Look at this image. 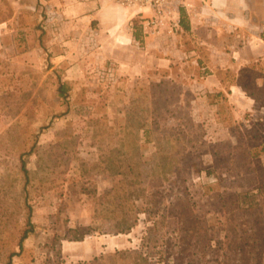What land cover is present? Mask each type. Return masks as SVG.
<instances>
[{
    "label": "rangeland",
    "instance_id": "obj_1",
    "mask_svg": "<svg viewBox=\"0 0 264 264\" xmlns=\"http://www.w3.org/2000/svg\"><path fill=\"white\" fill-rule=\"evenodd\" d=\"M41 5L0 0V264L264 259V152L251 159L264 144V59L238 77L217 71V91L190 61L134 79L115 60L93 64L77 39L55 55ZM214 152L261 187L208 174ZM252 194L261 200L247 212Z\"/></svg>",
    "mask_w": 264,
    "mask_h": 264
},
{
    "label": "crops",
    "instance_id": "obj_2",
    "mask_svg": "<svg viewBox=\"0 0 264 264\" xmlns=\"http://www.w3.org/2000/svg\"><path fill=\"white\" fill-rule=\"evenodd\" d=\"M37 3L50 16L47 27L55 55L58 47L77 39L93 64L115 60L120 72L126 70L134 79L156 66L190 61L198 63L209 91H217L223 89L217 71L228 69L238 77L242 68L264 59V0H212L191 19L182 13L177 33L161 36L146 34L139 10L116 0H9L19 8H35ZM5 25L0 23V34ZM230 95L234 102L245 101L239 84L230 86Z\"/></svg>",
    "mask_w": 264,
    "mask_h": 264
},
{
    "label": "built area",
    "instance_id": "obj_3",
    "mask_svg": "<svg viewBox=\"0 0 264 264\" xmlns=\"http://www.w3.org/2000/svg\"><path fill=\"white\" fill-rule=\"evenodd\" d=\"M120 5L135 7L141 15L146 34L161 36L182 29L183 15L192 18L207 10L212 0H116Z\"/></svg>",
    "mask_w": 264,
    "mask_h": 264
},
{
    "label": "trees",
    "instance_id": "obj_4",
    "mask_svg": "<svg viewBox=\"0 0 264 264\" xmlns=\"http://www.w3.org/2000/svg\"><path fill=\"white\" fill-rule=\"evenodd\" d=\"M59 90H60V94L61 95H64L66 93L65 86L63 84L59 86ZM255 147H258V144L255 145ZM183 149H184V147H183ZM182 151H179L177 153H181ZM261 152H264V144L262 145V147H261L259 152L255 151L253 153V156L251 157V159L258 158L260 156ZM219 154H217L215 152L213 153V156L215 158L214 170L208 169L206 171L208 174H211V173H213L214 171H217V170L227 171L233 176L232 181H230V183H232L233 186L234 185H239L241 187H245L246 186L248 189H255V188H260L261 187L260 186L261 185V181H260V179H258L256 177L250 176L249 179H247L243 175L237 176L238 174L234 173V171H236V166H237L238 163L235 160L232 162V160H230V159H228V162H227V159L224 158L223 156L219 155ZM239 155L242 157L243 153L242 154L240 153ZM219 156H221L220 158L224 159V162H222L219 159ZM242 158L244 159L245 157H242ZM242 158H240V159H242ZM257 164L259 165L260 163L257 162L255 165H257ZM22 170L24 171L25 174L28 173V170L26 169L24 162L22 163ZM247 194L248 193L246 192L245 195H247ZM257 197H258V194H252V196L250 197L249 201L247 202V210H246L247 212L248 211H252L254 205L261 200V199L258 200ZM242 198H243V196H242ZM240 202L242 203V201H240ZM259 206H260V203H259ZM33 231H34V224H33V221L31 220V207H30L29 208V214H28L27 222H26L25 228H24V230L22 232L20 241H19L20 248L23 247V241ZM127 231H129V229H120L119 230V232H127ZM14 254L15 253H13L11 255V257ZM255 257H256V253H253L251 255V258L256 262V264H264V259L262 257H259L257 260L255 259ZM8 264H11L10 261H9Z\"/></svg>",
    "mask_w": 264,
    "mask_h": 264
}]
</instances>
